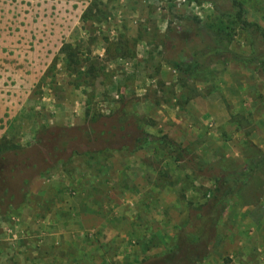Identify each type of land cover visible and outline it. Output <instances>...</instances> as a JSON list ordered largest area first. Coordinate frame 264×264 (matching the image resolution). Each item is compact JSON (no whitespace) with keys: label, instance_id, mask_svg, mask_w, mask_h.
Instances as JSON below:
<instances>
[{"label":"rangeland","instance_id":"374dc122","mask_svg":"<svg viewBox=\"0 0 264 264\" xmlns=\"http://www.w3.org/2000/svg\"><path fill=\"white\" fill-rule=\"evenodd\" d=\"M217 1L0 0L1 77L26 53L16 26L59 46L38 52L39 122L0 137V264H93L81 245L99 235L102 264H264L240 226L264 194V61ZM236 1L264 29V0ZM227 174L238 187L212 219Z\"/></svg>","mask_w":264,"mask_h":264},{"label":"crops","instance_id":"0c3cea01","mask_svg":"<svg viewBox=\"0 0 264 264\" xmlns=\"http://www.w3.org/2000/svg\"><path fill=\"white\" fill-rule=\"evenodd\" d=\"M21 16H25V14L22 13ZM26 16L29 15L26 14ZM33 19L34 17H32L30 21L32 26ZM17 28L20 29L17 34L21 33L25 38H22L19 44H15L16 48L14 51L18 53L26 51V53L22 54L19 58L21 64L16 69L11 68L7 72H3L4 76H0V137L2 135H14L15 138L17 137L19 140V143H21V138L23 139L24 133L32 130L35 124L39 122L35 107L33 103L29 101L34 98L33 89L40 79L39 67L41 59L39 58L38 52L39 50L52 51V56H54L59 50V46L57 47L49 43L41 44L36 34L37 31H35V33L34 31L29 33L27 31L28 26L23 27L19 25L14 29L16 30ZM35 118L36 121L34 122ZM244 210L248 211V214L242 219L240 226H253L252 233L258 238L257 241L261 247H264V194L258 198V203H256L255 207H243V211ZM252 211L254 216L250 217L249 212ZM54 225L56 228V223ZM71 235L72 231H68L65 236L66 239H72L73 237H70ZM53 238V242H56V239L59 240L57 232L53 233ZM97 239L98 236H96V247L93 254L89 253L88 248L83 249L82 245L81 250L85 257L91 255L90 257L94 259L93 264H102L103 256L99 250L100 244L98 246V243H102L100 235L99 240ZM66 250L67 249L64 251L61 249H54V256L65 254L67 252ZM55 262L56 261H52L51 264H60Z\"/></svg>","mask_w":264,"mask_h":264},{"label":"trees","instance_id":"16d2710c","mask_svg":"<svg viewBox=\"0 0 264 264\" xmlns=\"http://www.w3.org/2000/svg\"><path fill=\"white\" fill-rule=\"evenodd\" d=\"M205 1H210L215 9L221 11L220 10L221 5H219L221 3H219L217 0H205ZM221 1L228 4L229 12L231 13L232 18L234 19L238 27L252 35L253 42L255 43L254 58L259 57L261 60L264 61V51L263 52L258 51V48L264 47V29H262L259 25L255 23L248 22L244 18V8L236 0H221ZM61 52L66 53L67 67L69 69L72 68L73 65L75 64V60L72 59L73 54H71L72 46L68 44L63 45L61 47ZM224 53H226L225 50L218 48H214L211 51L208 50L206 55H202L201 57H198L199 59L198 63L194 62L193 60V64L195 67L198 66V68L203 67L208 63H212L214 59L218 58L219 55H222ZM206 56H209V59ZM231 56L235 59H240L234 54H231ZM198 59L196 58L195 60L198 61ZM174 66L179 70L191 71V65H187L183 63H175ZM237 183H238L237 178L230 174L224 175L220 178V181L218 183L217 193L213 199V204L209 206L207 210V217L210 218L213 217L212 219H217V217L220 215L219 213L225 209V205L228 197H230L236 192L238 187Z\"/></svg>","mask_w":264,"mask_h":264}]
</instances>
